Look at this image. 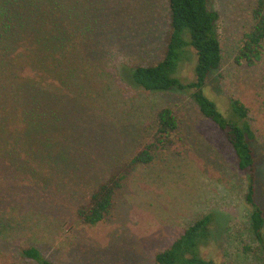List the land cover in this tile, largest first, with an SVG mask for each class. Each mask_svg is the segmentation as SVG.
Listing matches in <instances>:
<instances>
[{"label": "rangeland", "instance_id": "obj_1", "mask_svg": "<svg viewBox=\"0 0 264 264\" xmlns=\"http://www.w3.org/2000/svg\"><path fill=\"white\" fill-rule=\"evenodd\" d=\"M70 1L71 10L75 0ZM255 1L208 0L219 14L222 62L205 92L224 115L232 99L248 109L260 174L256 201L264 217V56L254 66L234 61L252 25ZM75 8L78 22L90 25L82 47L68 51L82 55L79 87L57 84L61 78L52 72L41 75L45 96H52L48 85L56 86L60 93L53 95L66 107L55 112L60 125L55 143L67 151L66 161H55V166L0 161V264H35L21 256L28 246L54 264H155L158 252L208 214L212 220L209 241L201 247L204 258L213 264H264L245 201L248 176L238 169L223 132L189 94L130 85L126 67L154 65L164 55L167 0H78ZM70 32L78 33L75 28ZM88 42L91 48L86 49ZM191 57L181 63L179 75L185 81L193 79ZM162 107H169L178 121L174 147L157 152L149 164L128 169L106 219L95 226L82 224L77 207L149 142ZM65 126L71 132L65 133ZM262 236L264 247V225ZM244 244L257 253L243 252Z\"/></svg>", "mask_w": 264, "mask_h": 264}, {"label": "trees", "instance_id": "obj_2", "mask_svg": "<svg viewBox=\"0 0 264 264\" xmlns=\"http://www.w3.org/2000/svg\"><path fill=\"white\" fill-rule=\"evenodd\" d=\"M70 2L0 0V161H47L54 166L55 161H66L67 151L55 143L60 135L55 112L66 107L54 96L60 93L56 86L48 85L47 93L52 96H45L41 75L49 77L52 72L61 78L57 84L72 82L74 87H79L78 63L82 55L68 51L82 47L90 25L84 27L89 21L78 22L80 17L75 8L78 0L73 1L71 10ZM167 10L169 30L164 55L154 65L126 67L130 85L149 92L189 94L201 114L223 132L235 154L238 169L248 176L245 201L251 208L250 225L255 240L264 250V217L256 201L260 174L252 145L256 135L248 122V109L239 99H232L224 115L205 92L209 76L222 62V46L216 30L219 14L209 8L208 0H167ZM251 19L252 25L244 33L234 56L237 64L254 66L264 56V0L255 1ZM72 28L78 33L70 32ZM88 48L90 43L86 45ZM191 56L193 79L185 81L179 71L184 58L189 61ZM47 111L52 112L45 116ZM153 126L149 142L129 158L127 167L114 171L77 207L75 215L82 224L95 226L106 219L128 169L149 164L157 152L174 147L178 121L169 107L156 112ZM64 131L71 132L67 126ZM70 151L76 153L74 149ZM211 220L212 215L208 214L195 221L170 246L155 255V264H213L201 255V247L209 241ZM242 250L257 253L246 244ZM20 253L35 264H54L34 246L24 247Z\"/></svg>", "mask_w": 264, "mask_h": 264}]
</instances>
